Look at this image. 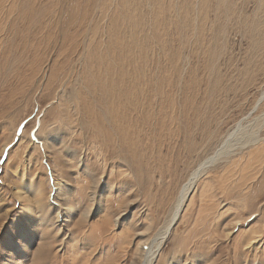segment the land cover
Returning a JSON list of instances; mask_svg holds the SVG:
<instances>
[{"label":"rangeland","instance_id":"374dc122","mask_svg":"<svg viewBox=\"0 0 264 264\" xmlns=\"http://www.w3.org/2000/svg\"><path fill=\"white\" fill-rule=\"evenodd\" d=\"M65 1L40 0L44 22H55ZM93 3L89 36L101 35L103 27L105 34L133 36L146 58V79L154 71L159 81L158 91L141 88L139 107L128 113L133 173L116 157L115 145L108 161L95 160L87 125L79 138L63 134L60 120L86 124L69 89L53 100L55 111L43 116L50 97L37 96L28 71L8 81L0 75V264H32L37 251L48 256L45 264H134L136 234L163 228L196 165L232 125L264 114V0ZM112 19L119 20L116 30L108 24ZM5 21L0 15V51L15 47L17 69L25 66V56L18 40L4 42ZM260 127L264 131V121ZM259 148L264 144L223 156L198 180L155 264H264V245L252 243L264 229ZM54 187L60 214L45 203ZM35 198L45 203L42 211L31 202ZM61 225L72 230L69 238ZM62 238V247L56 246Z\"/></svg>","mask_w":264,"mask_h":264},{"label":"bare ground","instance_id":"6f19581e","mask_svg":"<svg viewBox=\"0 0 264 264\" xmlns=\"http://www.w3.org/2000/svg\"><path fill=\"white\" fill-rule=\"evenodd\" d=\"M39 1L40 0H0V15L6 19L5 23H2L7 26L9 30L8 36L6 37L7 39L5 38L4 42L6 41L8 44H12L14 39L18 40L19 44L17 48L18 50L21 48L23 52V54L21 53V57L22 55L25 56V66L17 67L16 69V67H14L16 57L15 54H13L16 52L15 47L12 45L10 48L3 49V51L1 50V77L8 81L14 75L19 77V75H22L23 71H28L32 84L36 86L35 92L38 94L37 96L47 94L50 97V102L47 109L44 110L43 116L55 111V109L50 108L51 105L54 104L53 100H55L59 93L69 89L70 97L68 98L72 101L78 116L80 115L81 119L86 120V124L83 123L82 120L76 121L75 124L72 123L69 118L67 121L60 120L57 124H59L61 130H63V134H67L70 140L76 137L79 138L80 130L87 125L88 127L86 126V128L91 132L90 143H92V148H94L93 152L97 154V159L95 160L104 163L108 161L106 160V156L109 155L110 149H114L115 145L118 149V152L115 153L117 155L116 157L123 163L125 169L132 172L134 169L132 163L133 156H128L130 155L128 154V146L133 148L134 143L128 132V113L132 108L135 109L139 105L138 100L142 87L155 92L159 85L154 71L151 79H146L145 77L144 62L146 58L138 46V41L134 39L133 36L126 40L121 37V34H105V30L103 31L104 27L102 28L101 35L90 37L89 32H91L90 29H92L93 16L91 15L92 12L90 14L89 12L96 5L93 3L94 0L65 1V4L60 6L57 12L55 22H52L51 19L44 22L43 14L45 9L39 5ZM108 24L111 25L112 29L116 30L119 26V20L115 19ZM92 35H94L93 32ZM43 47H45V51L43 50L44 54L41 57L39 53ZM75 74H77V76H75ZM76 82L77 87H74L73 83ZM12 94L10 90L8 96ZM8 96L6 95V97ZM262 98H264V90L260 95V99ZM49 108L50 111L48 110ZM144 108L146 107L144 106ZM253 111L251 110V112L248 113V118L252 116ZM258 114H260V112H258ZM247 120L246 122L242 120L232 125L217 147L212 150L213 152L210 151L211 154L208 153L209 155L202 159L192 170L177 194L166 225L160 228L156 233L136 234L137 242L135 251L138 256L134 264H155L161 256V252L172 233L171 231L174 225L180 218L190 193L192 190L196 189L198 180L203 175L205 176V174H207L206 172L209 171L216 162L223 156H234L237 152L246 148L248 149L250 146L255 147V145L261 143L264 144V131H262L260 127L261 123L264 121V114L259 117H253L251 122H247ZM260 120L262 122H259ZM257 124L259 127H257ZM262 128L264 130V127ZM21 138H19V144L24 143V140ZM36 138L45 143V136H43V134L37 135ZM136 138H138V136ZM7 144L4 148L7 147ZM249 150L251 149H248V151ZM258 150H262V148ZM3 152L4 150L0 151V157ZM50 152L52 153V150L46 148V153L50 154ZM113 158L114 157L111 156L110 159ZM9 163H11L10 160L8 161V164ZM124 171L125 173L128 172H126V170ZM122 174L124 175V173ZM54 184L57 185L58 183ZM54 190L49 192L45 203L49 209L54 207L57 208L56 214H60L63 204L60 203L61 199L58 197L59 189L55 188ZM62 200L64 202V198H62ZM31 202L35 208L42 211L45 203L41 204L42 201L38 198L31 200ZM129 204L132 205V203ZM61 228L66 232L64 237L69 238L72 230L68 229L65 225H61ZM66 238H62L63 240L56 246L62 247V243ZM256 242H262L264 245V229L257 235V238L252 241V243ZM40 247H42L41 243ZM37 252L32 255V264H45L48 256L42 255V257Z\"/></svg>","mask_w":264,"mask_h":264}]
</instances>
